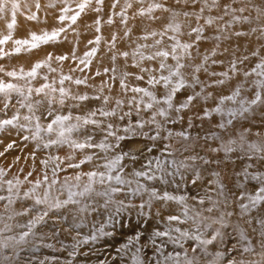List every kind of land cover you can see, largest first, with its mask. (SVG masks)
<instances>
[{"label":"snow or ice","instance_id":"6c2138e0","mask_svg":"<svg viewBox=\"0 0 264 264\" xmlns=\"http://www.w3.org/2000/svg\"><path fill=\"white\" fill-rule=\"evenodd\" d=\"M138 3L143 5L144 0H137ZM251 2V0H249ZM92 0H83L82 3L77 5L79 11H76L73 15L68 16L67 13L72 11L69 7L62 9L64 14L58 16V20L63 23L68 20L72 24L77 22L81 13L85 11L87 7L90 6ZM97 5L102 6L104 0H95ZM119 0H114L112 7L115 8ZM237 3V0H230L229 3H221V0H175L176 5L191 6L195 9L196 5H202L199 7L198 11H177L173 8L166 7L165 2H160V0H152L147 7H140L135 15L144 17L146 16L149 20L158 21L161 18L155 16L154 13L157 10H162L170 14V19L162 25V30L148 31L139 37L140 40L148 41L153 39L152 43L138 44L135 49L130 52L124 51L120 52L119 55L127 59L130 55L132 57L133 66L140 69V73H147L148 80L146 81L152 88L157 85L166 89V92L161 96L157 97L156 94L150 91L148 88L144 87H132L128 88L125 83V79L128 76L135 75L136 80H144V75L133 74V73H123V77L120 80V86L122 89L131 91L136 94H142L139 99L133 96L128 104L131 106L133 103L136 105L137 112L140 110V105H144V110L152 109L155 105H166V107H160L156 112H153L151 118L148 121L138 119L135 124L131 122L123 128L125 135H117L113 131V124L108 123L103 124V121L95 119L97 114L101 117H113L117 115L115 108L111 110H104L103 108H98L94 111H89L85 115H73L71 112L67 114H59L53 109L52 105L58 104L61 107L65 105L66 98L69 97V92L64 87L56 88L53 83H45L40 87L35 89L28 87L27 89L19 86L11 81H4L0 79V104L3 105L0 111H7L12 106V97L16 95L19 97L16 103L19 108H26L27 114L21 115L19 110H17L11 118L0 119V132L6 131L8 129H18L20 131H28L29 135L24 136V140L36 141V148L47 149L54 145L63 146L67 145L73 151L84 150V149H100L102 152L108 153L113 149H118L115 155L105 156L104 163L99 165V168H103L104 171L92 170L84 173H77L74 177L66 176L61 182L58 178V172L66 171L68 168L78 169L81 165L91 162L94 158L93 155H86L84 159L80 160L78 163L69 162L66 168H61L60 165L64 163L67 159L71 161L73 157L71 155L61 158L59 156L52 157L48 159H42L40 161L44 168L51 167L52 179L49 180L47 172H44L43 178H37L34 181H28V177L32 176V172H28L25 176L24 181H28L32 186L21 192V185L24 181L19 178L13 180H5L3 177L6 175L4 169H0V192L6 194H0V202H3L4 213H0V264H20V253L23 251L25 246L31 245L33 238L38 236L36 229L46 223V218L54 210L64 208L69 204L79 205L81 199L85 198L91 200L94 197H100L104 200V206L106 207L110 202L119 205L120 207L125 206V201L123 199H116V196L122 192L131 193L133 195H140L141 193H147L148 200L141 204L140 207H145V204L151 206L152 201L160 202H175L181 206L180 215H169L166 219L167 227L164 230H155L152 234L151 244L154 246L153 256L150 258L151 264H200L202 257L210 259L205 260V264H264V172H250L248 167H245L239 176L243 177V181L239 187L241 191L238 195L236 194H226L224 185L219 184L214 191L216 196L213 197L211 194H206V196H193L191 199L196 201L200 207L197 208L196 204L190 205L188 203L189 197L185 195H172L167 191L158 192L156 189H149L145 184L140 183L139 180L135 181V188L130 187L134 178L146 177L148 180L156 179L155 175H150L146 171H134L133 173L125 174L124 161L126 159H135V155L132 150L124 151L121 147L120 141L126 139H131L134 136L147 134L137 130H142L145 124H154L156 128L159 129L160 125L156 121V116L167 117L169 111L173 110L176 113H180L184 109L189 108L192 102L200 97L201 93L197 92L194 95L187 96L185 102L177 105L173 104V100L176 94L186 87L200 86L201 90L205 87H212L214 85H223L225 79L230 78L228 72L215 73L209 72V68L206 66L210 57L208 55H202V61L198 64L192 63L194 60L193 49H198L199 42L209 39L205 36L206 26L211 27L217 24L218 21H223L225 16H229L230 19L226 21L223 25L219 26L217 31H223L225 28H231L234 24H244L249 23V16L243 15L246 12L247 5L243 7H233V4ZM9 0H0V14L5 13L8 9ZM20 5L16 0L11 2V14L12 21L7 24L9 32L0 38V45L7 44L12 41L14 48L11 51H5L0 48V58L9 56L12 54H19L21 51H31L33 49L39 48L42 44H47L49 42L56 41L60 33L66 31L64 27L58 30H53L51 33L43 32L42 34L32 33L30 39H15L13 40L12 30L15 26L16 11L19 9ZM36 7L39 8L40 5L37 2ZM128 8H132L131 3H127L126 8L122 9L120 13L121 23L127 24L128 17L126 11ZM213 8L221 9L223 15L216 18L211 16L204 17L203 14L205 9L211 11ZM96 12L101 11L100 7L93 9ZM253 10L257 13L255 19L261 20L264 18V7L253 4ZM239 13V15L237 14ZM183 15L186 20L194 19L197 23L203 18L204 23L200 26H192L188 23V31L184 32L185 25L178 22L177 18ZM0 18H3L0 16ZM28 19H37L35 13L30 15ZM113 21L111 18L108 19L107 23L111 24ZM97 25L96 31L99 32V25L101 20L99 18L94 22ZM262 34H264V26L260 29ZM252 32H256V28L251 29ZM131 33V29L125 31V36ZM187 35L190 39L188 41L181 40L183 35ZM237 37L247 35L244 31H235L234 33ZM194 36V39L192 37ZM159 37V38H156ZM170 42L164 47V38ZM117 37L114 35L112 37L113 43L112 48H115V41ZM216 40L220 39V36H215ZM101 37L97 36L95 41H90V43L99 44ZM155 49L154 51H146ZM97 52V48H92L89 52L85 54V58L80 59V64H83L85 68L91 63L90 57L94 56ZM199 54V53H198ZM212 55H215V50H212ZM250 57H257V62L254 67L248 71L243 72L245 78L250 76L258 77L259 79L254 81V84L259 88L264 90V56H261L259 51H253L250 56L245 55L243 59L237 58L231 62L230 70L232 73H237L240 71L238 64H243L245 61L249 60ZM73 58L74 54H73ZM52 59V54L49 53L46 61L37 62L30 71L24 72L23 69L18 73L17 71H7L5 72L3 67L0 66V72H4V75L17 79H35L38 76V70L42 67L47 66L50 71H55L51 68L50 61ZM57 61H64L68 59L67 56H57L55 58ZM117 59L116 55L112 56V60ZM171 60L174 63H168ZM144 61L158 62L157 67H143ZM218 61L212 60V64H216ZM190 70L188 73L185 70ZM83 71V68L80 69ZM105 73L112 71L113 69H105ZM208 73L211 76H222L225 79H219L212 81L211 83H206L201 81L199 74L201 72ZM153 73H158L154 75ZM166 73V74H165ZM100 75V73H97ZM191 76V80L187 79V76ZM44 80L48 77L44 76ZM113 76L111 79H115ZM66 80H72L71 76L64 75L60 78L59 83L64 84ZM75 84H86L87 79L81 80L76 79ZM107 82H105L106 84ZM103 89L101 88V92ZM241 88H237L227 96H221L218 100L217 105L212 109H205L202 116H197L198 119L211 118V114L215 113L221 117H229L227 119H222L217 127L221 130H225L228 126L233 124V120L239 115L243 116L252 110V106L258 103L264 102V97H262L261 91H256L254 93V98L250 101L239 100L237 97L240 96ZM56 93H59L57 97ZM211 96V93L207 94ZM35 97H40L36 99ZM144 97L149 98V102H144ZM100 96L90 97L86 94L79 96H72L71 99L84 102L90 99L99 100ZM109 97L104 96L103 102L107 104ZM238 103V108L225 109V102ZM124 101L116 100V105L118 107L123 106ZM47 105V107H45ZM79 105H77L78 107ZM43 109V110H41ZM39 112V115L37 114ZM131 112L124 113L119 117L123 120L125 116H130ZM21 120L24 122L21 123ZM42 120H47V123H42ZM89 126L95 129H101L106 132V137H114L116 143L100 142L99 144L93 142V136L90 132H87ZM250 130L245 129L243 133L239 135V143L237 140L229 139L223 141L221 137L213 133V137L216 139H221L220 147L214 148V152L222 151L224 153L225 162H233L232 154L237 152H242L248 159L257 158L264 160V139L259 143L257 142H247L246 133ZM84 133L83 141L73 138V134ZM169 136L172 135L171 132L168 133ZM178 136L183 139H188L186 132L177 133ZM256 135H260L257 133ZM54 137V138H53ZM47 138V139H46ZM149 139L155 141L159 138V131L156 135L148 137ZM2 142V141H0ZM14 143H9L5 148V152L14 147ZM4 152H0V156H3ZM35 159V151L30 154ZM239 158V157H238ZM19 159V157L17 158ZM59 161V163H56ZM209 161H205L208 163ZM173 167L179 171L180 168L186 167L183 161L177 165L176 161L169 162ZM219 163V161H217ZM157 169L161 172L166 171L162 166L161 162H157ZM172 175V173H168ZM218 175V173H217ZM82 176L87 177V182L81 185ZM160 179L167 183L166 180L161 176ZM75 183H72V181ZM248 181H254L255 185L251 191L245 187V183ZM113 183L116 186H113ZM195 183V181H193ZM59 184V188L55 186ZM97 185L100 188H97ZM119 186H128L127 188H122ZM43 188L42 194L38 191ZM58 193V195H53V189ZM67 193L66 199H60V196ZM235 200L237 203L238 212V223L232 225L230 218L234 215L233 211H228V205L231 200ZM31 201V204H22L19 209L13 207L18 201ZM208 203V207H204L205 203ZM87 205H85L86 207ZM82 210V209H81ZM119 211V207L117 208ZM207 213V215L205 214ZM213 213H216L213 215ZM256 213V215H253ZM26 223H9L8 221H13L17 217H29ZM239 221L247 224L249 227L252 226L253 221H255L257 227L251 228V233L246 231L244 228L240 227ZM190 223L192 227L181 228L179 225ZM232 228L235 233V237L230 234L227 229ZM15 229H20V231H15ZM211 230V231H209ZM253 236L257 237L256 243L253 242ZM235 238L236 242L232 244L231 247H226L222 250H216L215 252L209 251V246L215 245L217 242L221 245L226 244L227 241ZM95 239V237H93ZM140 240V234L129 238L127 243L121 246V251L124 249H130L132 246L138 244ZM159 241V243H158ZM192 242L191 244V254H189V249L185 247L186 243ZM81 243H87V238L83 241L77 240L75 244L72 245L73 251L69 252L70 257L76 255V248ZM167 243L179 248V251L173 250L171 252L165 253V248ZM256 244L259 245L261 251L258 253L256 250ZM46 247H52L51 244L45 245ZM142 251L141 247L135 248V253L132 255V260L134 264H145L144 258L139 254ZM249 254L250 256H257L258 259H253L251 261H245L244 254ZM41 264H44L41 261ZM71 264V261L68 262Z\"/></svg>","mask_w":264,"mask_h":264},{"label":"rangeland","instance_id":"374dc122","mask_svg":"<svg viewBox=\"0 0 264 264\" xmlns=\"http://www.w3.org/2000/svg\"><path fill=\"white\" fill-rule=\"evenodd\" d=\"M11 2L12 0H9L8 9H6L5 13L0 14L3 18H0V38H3L4 35H7L9 32V29L7 28V24L11 23L12 21V14H11ZM16 2L20 5L19 9L16 11L15 15V26L12 30V36L13 40L15 39H30L32 33L36 34H42L43 32L51 33L53 30H58L61 27H64L66 31L60 33L59 37L56 41L49 42L47 44H42L39 48L33 49L31 51H21L19 54H12L9 56H5L3 58H0V66L3 67L4 71H17L20 72L21 69L24 70V72H28L31 70V68L37 63L46 61L48 58L49 53L52 54V59L50 61L51 68L55 69V71H50L49 68L46 66V68H42L43 74L45 71L55 73L54 76L49 77V74L43 75L47 76V80H43L42 76V84L50 83L48 82L53 81L55 82L53 84L54 87L57 89L60 87H64L65 89H75L72 84L76 86L75 91H69V97L66 98L65 105L60 106L58 104L52 105L53 109H55L56 112L59 114H67L68 112H71L73 115H85L84 112L86 110L94 111L98 108L105 109L108 106H112L116 109V111L120 112L118 115H123L124 113L131 112L130 116H125L123 120H120L119 118L115 121H112L114 126L117 127V133L122 134L123 128L127 126L130 122L132 124H135V122L138 119L143 118L144 121H148L147 116H152L153 112H156L158 108L160 107H166V105H155L152 109L144 110V105H140V110L137 112L136 105L133 103L131 106H129L128 101L133 97L136 96L137 99L142 96V94H136L131 91L122 89L120 86V80L123 77V73H133V74H142L144 75V80H136L135 75L128 76L125 79V83L128 85V88L132 87H144L148 88L150 91L154 92L156 96L159 98L161 97L165 92L166 89L160 87L157 85L155 88H152L149 84H147L148 80V74L147 73H140V69L138 67L133 66V61L131 55L125 59L124 57L120 56V52L128 51L131 53L133 49L136 48L138 44H144V43H152L153 39H149L148 41L140 40L139 37L143 35L145 32L148 31H161L162 25L170 19V14L168 12H164L162 10H157L154 15L159 16L161 19L158 21L149 20L146 16L141 17L135 15L136 11L140 7H147L149 3L152 2V0H144L143 5L137 2V0H119V3L115 8L112 7V4L114 0H104V3L102 6L97 5L95 3V0H92V3L89 7L85 9L83 13H81L80 17L77 19V22L75 24H72L70 21L66 20L63 23H61L58 20V16L64 14L62 12V9L65 7H69L72 11L68 12L67 15L71 16L76 11H79L77 5L79 3H82L83 0H16ZM39 3L40 7L37 8L36 4ZM160 2H165V0H160ZM230 0H221V3H229ZM127 3L132 4V8H128L126 11V15L128 17L127 24L121 23V17L120 15H117L121 12L122 9L126 8ZM253 4L264 7V0H237V3L233 4V7H243L247 5V11L243 13L245 16H249L250 22L244 23V24H234L231 28H225L223 31H217L218 27L223 25L226 21L230 19L229 16H225L223 21H218L217 24H214L211 27L206 26L205 36L209 37L207 40H203L199 42L198 49H193V56L194 60L192 63L198 64L202 61V55H208L210 57L208 64L206 65L209 68V72H215V73H222V72H228L229 77L225 79L222 76H211L208 73H204L203 71L199 74L201 81H204L206 83H211L212 81L219 80V79H225V83L223 85H214L212 87H205L203 90H201L200 86L195 87H186L184 89H181L175 96L173 100L174 105H179L183 102H185L187 96L194 95L195 93L199 92L201 93L200 97L195 99L192 104L189 106V108L184 109L180 113H176L173 110L169 111L168 116H174V119L169 120V117L165 119L161 124L160 128L157 129L156 125L153 127V129H157L156 131H163L164 128L168 127V129H177V127H173L171 125L174 121H178V123L185 128H189L188 124L184 122V119L187 117V115H197L202 116L205 109H212L214 108L218 100L221 96H227L230 95L236 88L239 86L241 88L240 96L237 97V101L239 100H245L250 101L254 98V93L256 91H261L262 97H264V90L259 89L255 84L254 81L259 79L255 76H250L245 78L243 76L244 71L250 70L252 67H254L255 63L257 62V57H250L249 60L245 61L243 64H238V68L240 69L237 73H232L230 70L231 62L233 60H236L237 58L243 59L245 55L250 56V54L253 51H259L261 56H264V34L261 33L259 30L262 26H264V18L261 20L255 19L257 13L253 10ZM202 5L198 4L196 5L195 9H193L191 6H183V5H176L175 0H166V7L173 8L177 11H198L199 7ZM100 7L101 11L96 12L93 9ZM35 13L37 19L31 20L28 19L30 15ZM239 15V13H237ZM220 15H223V12L221 9L213 8L211 11L205 9V12L203 14L204 17H213L216 18ZM99 18L101 20V23L99 25L100 31L97 32L96 28L97 25L94 23L96 19ZM112 19V23H107L108 19ZM178 22H181L185 25L184 32L186 33L188 31V23H191L192 26H200L204 23L203 18L197 23L194 19L186 20V18L183 15H180L177 18ZM256 28V32H252L251 29ZM127 29H131V33L128 36H125V31ZM235 31H244L247 33L245 36L237 37L234 33ZM116 36L117 39L115 41V48L111 47V44L113 43L112 37ZM219 35L220 39L216 40L215 36ZM99 36L101 37L100 43L97 45L95 43H90V41H95V38ZM159 38V37H156ZM190 38L185 34L181 37V40L188 41ZM194 39V36L192 37ZM170 43L167 40V37L164 38V44L161 45V47H164ZM97 48V52L94 56L90 57L91 63L88 65L87 68L84 67L83 64H80V59L85 58V54L89 52L92 48ZM0 48H3L5 51H11L14 48V44L12 41H9L7 44L0 45ZM215 50V55H212V50ZM155 49L146 50V51H154ZM199 53V54H198ZM73 54L74 57L73 58ZM116 55L117 59L115 61L112 60V56ZM57 56H67L68 59L64 61H57L55 58ZM212 60L218 61L216 64H212ZM168 63H174L173 61L169 60ZM143 67H157L158 62H152V61H144L142 64ZM31 67V68H30ZM83 68V71L80 69ZM113 69L115 68V72L109 71L105 73V69ZM190 70H185L186 73H188ZM97 73H100V75H97ZM154 75H158V73H153ZM166 74V73H165ZM68 75L72 77V80H66L63 85L59 83V80L62 76ZM115 76V79H111V77ZM0 79H3L4 81H11L13 82V79L10 77H7L4 75V72H0ZM76 79H87L86 84H80L77 85L74 83ZM188 80H191V76H187ZM105 82H107L105 84ZM51 84V83H50ZM88 87L92 88L89 89ZM79 88L82 91V88H88L90 90V95L86 94L90 97L93 96H100L101 98L99 100L96 99H90L84 104H80V101L71 99L72 96H79L84 95L79 91ZM101 88L103 91L101 92ZM211 93V96H208L207 94ZM57 97H59V93H56ZM107 96L109 97V101L107 104L103 102V97ZM40 98V97H39ZM38 98V99H39ZM17 97L16 95H13L12 97V106L5 112L0 111V119H7L11 118L12 115L19 110L21 115L27 114L26 108H19V105L16 103ZM116 100H122L124 101L122 107H118L116 105ZM144 102H149L148 97H144ZM73 103V105H72ZM77 105H79L77 107ZM3 105L0 104V108H2ZM47 107V105H45ZM238 103L233 102H225L224 108L227 110L229 108H238ZM112 108V109H113ZM43 110V109H41ZM111 110V109H108ZM39 115V112L37 113ZM177 117V118H176ZM229 117H221L218 114L212 113L211 118L206 119H199L203 121L209 122V125H212L213 127H216L218 122H221L222 119H227ZM97 120H101V116L97 114L95 117ZM24 121L21 120V123ZM42 123H47V120H42ZM172 122V123H171ZM167 123L170 126H166ZM217 123V124H216ZM104 124V122H103ZM146 125V124H145ZM230 133L234 135H239L244 132L245 129H249L250 131L246 133V139L253 138V139H259L264 138V102L258 103L257 105L252 106V110L248 113H245L243 116H237L233 120V124L231 126H228L226 128ZM100 129H95L91 126L87 129V132H90L93 136V142L99 144L102 141H106L107 143H112L114 141V137H106V133H103L99 131ZM169 131V130H167ZM28 131H23V133H20V130L18 129H8L6 131L0 132V152H4L3 156H0V169H4L6 172V175L3 177L5 180H13L15 178H19L21 181H24L25 176H27L28 172H32V176L28 177V181H34L37 178L42 179L44 172H47L49 176V180H51L52 172L51 167L53 165H49V168H44L43 165H41L40 161L42 159H48L50 156L55 157L59 156L61 158H65L69 155L73 157L71 161L65 159L64 163L60 165L61 168H66L67 164L69 162L72 163H78L80 160L84 159L86 155H93L94 158L91 162L85 163L81 165L80 168L74 169V168H68L66 171H60L58 172V178L62 182L64 177H74L77 173H84L92 170H99L104 171L103 168H99L98 166L104 163L105 155H103L102 152H100V149H84V150H75L73 151L70 149L67 145L58 146L54 145L47 149H37L36 148V141L34 143H27L29 144L28 147L24 148V151L20 154L19 153V147H21V144L18 146L14 143V147L12 149H9L7 152H5V148L9 143L16 142L17 138H22ZM149 132V131H148ZM171 132V131H170ZM169 132H165L162 134H159V138L155 141L149 139L148 137L156 135V133L150 134V136H145V140L139 139L140 137H132L131 139H126V146L127 150H132L133 153H139V152H147L151 148L158 146L159 144L163 143L167 150L171 152H178L177 154L181 158L189 159V157L185 156L188 155V153L184 152L182 148L184 145L183 142L189 143L193 145V138L196 139V137L193 133L192 135H188V139H183L182 137L176 135H168ZM259 133L260 135H256ZM207 138L204 146L214 149L218 148L221 144V139L223 141L227 140V137H222L221 139L213 138L211 139V134L206 133ZM54 138V137H53ZM73 138H76L80 141H83L84 139V133L79 134H73ZM47 139V138H46ZM204 139V137H203ZM32 142V141H31ZM25 144V146L27 145ZM124 147V148H125ZM35 151V159L33 160L32 156L30 155ZM119 151V150H117ZM192 151V150H190ZM210 151V150H209ZM201 157H199L197 160H194L197 162V165L199 168H201L203 165H206L205 161H203V157L205 152H201ZM19 157V159H17ZM220 159V157L218 156ZM152 163L151 158L148 155H143L141 159L138 160V164L134 165L131 164L128 168L134 172L139 171L143 166H147L146 168L151 169L152 165L149 164V162ZM154 163L157 165V161L153 159ZM56 163H59L57 161ZM180 163V162H179ZM213 164H217L216 162H212ZM179 165V164H177ZM164 167V166H163ZM126 168V167H125ZM157 168V167H156ZM229 167H227L228 169ZM159 170V169H158ZM168 171H173L174 173H178L182 176L184 172L179 169V171L176 170L175 167L171 166ZM253 172H256L255 170ZM185 176L190 177L189 174H186ZM138 179H144L146 180V177H140ZM197 180L194 178V181ZM24 181V183L20 186L21 192L29 189L32 185L28 182ZM87 182V177L82 176L81 179V185ZM185 182V180H184ZM72 183H75L73 180ZM252 183L255 185V182L252 181ZM113 186H116L113 183ZM60 185L57 184L55 188H59ZM122 188H127L128 186H119ZM132 188H135V186H130ZM55 188L53 189V195H58V193L55 191ZM100 188V186L98 187ZM41 194L43 192V188L38 190ZM0 194H6L3 192H0ZM144 193H141L140 195H133L131 193L122 192L116 196V199H123L125 201V206L120 207L119 205L110 202L106 207L104 206V200L100 197H94L90 201H86V207L83 212L86 211L88 213H95L97 216L94 218V221L96 224L100 225L101 220L103 217L107 218L109 220V230L110 232H113V234H116L119 239L123 236H136L137 234H140V240L139 243L134 245V247H141L142 251L140 252V256L144 258L145 262L147 264H151L150 258L153 256L154 246L151 244V238L152 234L151 232L149 234L146 233L145 229V222L141 223L140 219H134L133 216L129 215L130 217H121L119 212L122 211H130L132 214L133 212H137L141 210L142 217L145 216V213L142 211L143 208H147L149 211L153 210L156 212V216L158 213L162 212L167 209V205L171 206V210H167L166 214L169 215H180L181 213V206L169 202H159L152 201L151 206H148L145 204V207L141 208L140 205L145 203L147 201L146 197L143 195ZM67 193L65 192L64 195L60 196V199H66ZM80 199V198H78ZM20 204H31V201H18ZM26 203V204H25ZM81 204V203H80ZM79 204V205H80ZM72 204L67 205L63 209L65 210L68 207H71ZM78 206V205H75ZM119 207V211H117V208ZM62 209V208H60ZM171 211V213H170ZM0 213H4V207L3 202H0ZM54 212H51L49 216L51 217V214ZM84 214V213H83ZM153 214V213H152ZM126 215V214H125ZM133 215V214H132ZM30 218L25 217L24 223L27 222V220ZM57 218V216H56ZM146 221V220H145ZM148 221V220H147ZM11 223V221H8ZM57 223L61 224V221L58 220ZM156 222L153 221V225L155 226ZM42 224L40 225L36 231L38 233V236L33 238V242L31 245L25 246L23 251L20 253V264H41V261L44 262V264H51L49 261L53 258H59L53 256L54 254H48L45 253V249L49 248L52 249L55 246L54 239H51V234L47 232L46 237L49 239L47 244H51L52 247H46L44 248V243L42 238L44 237L40 232L43 229ZM188 228L192 227L190 223L185 224ZM2 226V225H0ZM156 227V226H155ZM165 229V227H162ZM122 229V230H121ZM155 230V229H154ZM152 231V233L154 232ZM20 231V230H18ZM211 231V230H209ZM227 231L230 233L233 230L227 229ZM127 232V233H126ZM126 233V234H125ZM122 234V235H121ZM53 235V234H52ZM39 236L41 237V240H39ZM159 243V241H158ZM191 244L192 242L186 243L185 247L189 249V252L191 254ZM232 245V244H231ZM229 245V247H231ZM225 244L221 245V250L226 248ZM101 250L105 251L104 257L101 259L103 260L102 264H121V259L118 258L115 251L117 249H120V247H115L114 249H111L109 245H101ZM216 249H219L215 246ZM179 251V248L172 245L171 243H167V246L165 248V253L171 252L173 250ZM117 252V251H116ZM131 264V263H130Z\"/></svg>","mask_w":264,"mask_h":264},{"label":"bare ground","instance_id":"6f19581e","mask_svg":"<svg viewBox=\"0 0 264 264\" xmlns=\"http://www.w3.org/2000/svg\"><path fill=\"white\" fill-rule=\"evenodd\" d=\"M31 68V67H30ZM42 68H46L42 67ZM39 69L38 70V76L35 79H17V80H13V83L18 84L19 86L27 89L28 87H31L33 89L40 87L42 85V76L49 74V77H52L55 75V73H51L48 71H45L43 74V70ZM44 77V76H43ZM44 80V78H43ZM50 83H53V81H48ZM72 86L75 89H69L67 88L66 90L69 89V91H75L76 90V86L74 84H72ZM89 89H92L90 87H88ZM88 88H79V91L82 94H91L90 90ZM36 99H38L39 97H35ZM88 101V100H87ZM87 101L84 102H80V104H84ZM73 105V103H72ZM112 106H108L106 107L104 110H108V109H112ZM90 110H86L84 112V114H87ZM120 112H117L116 116L113 117H101L102 121L104 122V125H107L108 123L113 124L112 121L117 120L120 115H118ZM148 118L145 119H150L151 116H147ZM169 117V120L174 119V116H167V117H161L159 115L156 116V121L157 123L160 125L165 119H167ZM177 118V117H176ZM143 120V118H141ZM206 119V118H205ZM184 122L188 125L189 128H185L184 126L180 125L178 123V121H174L172 124L171 123H167L166 126H170L169 124L173 125V127H177V129L173 128V129H168V127L164 128L163 131L159 132V134L165 133V132H170L172 133V135L176 136L177 133L180 132H186L189 135H193L196 134L195 136L198 137L196 139L193 138V145L189 144V143H185L183 142L182 144L184 145V147L182 148V150L186 153H188V155H185L187 157H189V159H184L181 158L177 153L178 152H171L169 150H167L166 146L161 143L156 147L151 148L149 151L147 152H139V153H134L135 155V159H126L123 163L125 165V174H131L133 173L128 167L131 164L137 165L138 164V160L141 159V157L143 155H148L151 158L152 163L149 164L152 165V168H146L147 166H143L142 164V168L139 171H146L148 172L150 175H155L157 178L156 179H152V180H144V179H138V178H134V182L132 184V186H136L135 181L139 180L140 183L145 184L149 189H156L158 192H163V191H167L172 195H176V196H180V195H185L187 197H189L188 199V203L190 205L196 204V201L192 200L191 198L193 196H206V194H211L213 197L216 196V192L214 191V189L219 185L222 184L224 185V189H225V193L226 194H236L238 195L239 192L241 191V188L239 187V185L244 182L243 181V177L239 176L238 173H241L242 170L245 167H248L249 165H251V167L249 168L250 172H253L254 170L256 172H264V160H260L257 158H253V159H248L247 156H245L242 152H237V153H233L232 154V161L233 162H225L224 161V153L222 151L220 152H214L213 149L208 148L206 146H204L203 144H206V138L207 135L206 133H210L211 134V139H213V133L217 134L218 136H222L227 137V140L229 139H234L237 140V142L239 143V137L238 135H234L232 133H230L227 129L225 130H221L219 129L217 126L213 127L212 125H209V122H207L206 120H200L197 118V115H187V117L184 119ZM220 123V122H218ZM217 124V123H216ZM114 126V124H113ZM153 127H155L154 124H146L145 127L140 130L138 129L137 131L140 132H144L147 135L146 136H150V134L156 133L157 129H153ZM113 131H115L117 133V127H113L112 129ZM169 130V131H167ZM99 131L106 133L103 128H101ZM149 131V132H148ZM23 133V131H20L19 134ZM24 136H28L29 132H26V134H22ZM117 135H125V133L122 131V134H118ZM192 135V136H193ZM135 137V136H134ZM136 137H140L139 139L142 138V140H145V136L142 135H137ZM204 137V139H203ZM262 139L264 138H259V139H253V138H249L246 139L247 142H257L259 143ZM226 140V141H227ZM32 141V142H31ZM104 142H106L104 140ZM126 142L127 141H120L121 147L124 150H127L126 146ZM145 142H147L145 140ZM27 143H34L33 140L29 139V140H24L22 138H17L15 144L16 145H20L21 147H19V153L21 154L24 151L25 147H28L29 144ZM115 138L114 141L112 142V144H115ZM25 144H27L25 146ZM125 147V148H124ZM220 147V145H219ZM118 149H113L112 151L105 153L102 152L100 150V152L103 153V155L108 156L109 158L113 155H115L116 151ZM192 150V151H190ZM210 150V151H209ZM205 152L204 157H203V161H209L208 163H206V165H203L201 168H199L197 165V162L194 160H197L199 157H201V152ZM218 156L220 157V159L218 158ZM239 157V158H238ZM153 159L157 162H161L162 166H164V168L166 169V171L161 172L160 170H158L156 168V164L154 163ZM170 161H176L177 164H179V162L183 161L184 164L186 165V167L184 168H180L181 171L184 170V172L182 174H184V176L178 174V173H174L173 171H168V169L171 168V164L169 163ZM217 161H219V163H217ZM212 162H216L217 164H213ZM103 164V163H102ZM227 167H229L227 169ZM168 173H172V175H168ZM218 173V175H217ZM186 174H189L190 177L185 176ZM163 177L164 180L167 181V183H164L160 177ZM194 178H196L197 180H195V183H193ZM185 180V182H184ZM99 187V185H97V188ZM245 187L251 191L254 187V184L252 183V181H248L245 183ZM144 197H146V199L148 200V195L147 193L143 194ZM81 199V204L78 206L72 205L71 207L66 208L65 210L62 209H57L54 210L53 214H51V217L49 216L48 218H46V223L43 226V229L40 233L44 236L42 238L43 243H44V248H46V243H48L49 239L46 237L47 232L45 230L48 231V233H52L51 239H54L55 241V246L52 249H45V253L48 254H54L53 256L55 257H59V258H53L50 259V263L51 264H68L69 261H71V264H102L103 260H101L104 255H105V251L101 250V245H109L111 247V249H114L116 246L120 247L124 245L125 243H127V241L129 240V238L133 237L130 236V234H128V236H122L120 237L121 239L118 238V236L116 234H113V232H110L109 228V220L105 217H103V219L101 220V224L98 225L96 224V222L94 221V218L97 216V214L95 213H88L86 211H82L85 209V205H86V201H90L89 199H85V198H80ZM160 201H157V203H159ZM175 203V202H172ZM26 204V203H25ZM22 204L18 203L16 205H14L13 207L19 209L21 207ZM27 205V204H26ZM208 203L206 202L204 207H208ZM196 207L199 208L200 206L198 204H196ZM82 209V210H81ZM167 210H171V206L167 205V209L165 208V210H163L162 212L158 213V215L156 216V212L151 210L149 211L147 208H143L142 211L145 213V216L142 217V212L141 210L137 211V212H133L132 214H128L131 213L130 211H122L119 212L118 214H120L121 217H130L129 215L133 216L134 219H140L141 223L145 222V226L146 228L145 231L147 234H149L155 229H159V230H164V228L162 227H167L166 224V217L168 216L166 213ZM228 211H233L234 215L230 218L231 224L232 225H236L238 223V216L236 215V212H238V208H237V203L235 202V200H231L228 208ZM84 213V214H83ZM153 213V214H152ZM171 213V211H170ZM126 214V215H125ZM207 215V213H205ZM216 213H213V215H215ZM253 215H256V213H254ZM57 216V218H56ZM25 217H17L15 220L11 221L12 224L15 223H24ZM60 220V223H57V221ZM146 220V221H145ZM148 220V221H147ZM153 221L156 222L155 226L153 225ZM240 223V227L244 228L246 231H248L249 233H251V228L252 227H257L255 221H253V224L251 227H249L247 224L243 223L242 221H239ZM181 228H188L185 224L183 225H179ZM233 230L232 228H228ZM20 229H15V231H18ZM122 230V229H121ZM154 230V231H155ZM127 233V232H126ZM125 233V234H126ZM230 234L233 235V237H235V233L232 231L230 232ZM93 237H95V239H93ZM85 238H87V243H81L78 245V247L76 248V255L74 257H70L68 255L69 252L73 251V247L72 245L76 243L77 240H81L83 241ZM39 240H41V237L39 236L38 238ZM258 238L253 236V242L256 243V240ZM236 242L235 238L229 240L226 242V246L229 247V245L234 244ZM139 243V242H138ZM215 246L219 249H216ZM232 246V245H231ZM216 250H221V244H219L218 242L215 245L209 246V251L210 252H215ZM256 250L259 253L261 251V249L259 248V245L256 244ZM117 251V250H116ZM115 253L117 254L118 258L121 259V264H134L133 260H132V255L135 253V247L132 246L130 249H124L121 251H117ZM190 254V252H189ZM206 259H210V257L208 258H204L202 257L200 260V264H205V260ZM244 259L245 261H251L253 259H258L257 256H250L249 254H244ZM145 264H147V262H145Z\"/></svg>","mask_w":264,"mask_h":264}]
</instances>
